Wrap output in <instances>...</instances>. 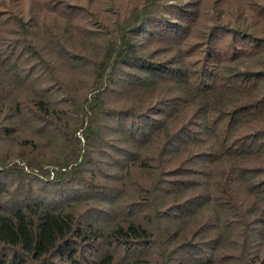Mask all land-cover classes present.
Masks as SVG:
<instances>
[{
  "label": "trees",
  "instance_id": "1",
  "mask_svg": "<svg viewBox=\"0 0 264 264\" xmlns=\"http://www.w3.org/2000/svg\"><path fill=\"white\" fill-rule=\"evenodd\" d=\"M0 264H264V0H0Z\"/></svg>",
  "mask_w": 264,
  "mask_h": 264
},
{
  "label": "rangeland",
  "instance_id": "2",
  "mask_svg": "<svg viewBox=\"0 0 264 264\" xmlns=\"http://www.w3.org/2000/svg\"><path fill=\"white\" fill-rule=\"evenodd\" d=\"M17 148V147H16Z\"/></svg>",
  "mask_w": 264,
  "mask_h": 264
}]
</instances>
